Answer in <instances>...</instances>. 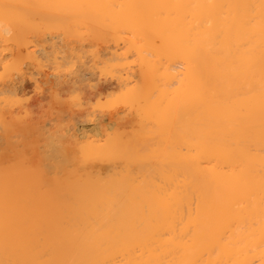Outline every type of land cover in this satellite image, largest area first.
Returning a JSON list of instances; mask_svg holds the SVG:
<instances>
[{"label": "bare ground", "instance_id": "bare-ground-1", "mask_svg": "<svg viewBox=\"0 0 264 264\" xmlns=\"http://www.w3.org/2000/svg\"><path fill=\"white\" fill-rule=\"evenodd\" d=\"M38 17L69 34L68 26L87 22L113 29L116 42L129 36L126 50L111 56L124 61L113 62L122 70L135 56L140 79L115 68V81L107 79L112 58L101 61L109 66L104 75L83 63L39 79V60L61 68L77 45L68 35L49 36L41 60ZM0 68V139L34 88L84 99L82 113L57 102L69 117L60 115L63 127L50 125L60 131L71 123L64 135L48 129L42 182L16 171L18 164L19 175L0 176V264H264V0H0ZM117 90L128 96L119 101L124 117L119 103L108 113L90 108ZM47 108L43 125L53 114L49 107L45 122ZM79 122L94 128L78 129ZM125 123L140 148L112 135Z\"/></svg>", "mask_w": 264, "mask_h": 264}, {"label": "rangeland", "instance_id": "rangeland-1", "mask_svg": "<svg viewBox=\"0 0 264 264\" xmlns=\"http://www.w3.org/2000/svg\"><path fill=\"white\" fill-rule=\"evenodd\" d=\"M40 5H38V7H39ZM39 10H41V6H40V9L38 8V12H39ZM45 19H41V18H39L38 17V43L39 44H41V45H39L38 44V57L39 56H41L40 58H41V60L43 59V60H46L45 58L46 57H43L42 56V54L44 53L43 51H41V48H42V50H43V47L45 48V46H46V48H47V45H48V42L46 41V40H50V39H52V38H50L49 36H51V37H53L54 39H56V37H57V40L59 39H61V36L63 35V37L62 38H64V35L66 36V35H68V38H69V40H71V41H73V43H75L76 45H77V54L75 53V52H73V54L75 53V55H73L72 56V53H71V55L70 56H72L73 58H75V59H73L72 57H71V59L70 60H66L67 62H65L64 64H62L63 66L65 65V67L63 68V66L61 67V68H63L62 69V71L61 70H58V69H61V68H58L57 66H56V64L54 63L53 64V62H52V60H51V62H50V64H49V62L47 61H43L44 62V65L43 66H46V67H43L42 66V64L43 63H41L40 62V58L38 59L39 60V63H40V67L38 66V74H39V76L38 77H40L39 79H41L42 80V78H44V76L41 78V76H42V74H44V73H54V72H62L63 74L65 73L64 71L66 70V73L65 74H68V73H70L71 71H73V70H75V69H77V68H81L82 66H80V65H83V63H86V65L88 64L89 65V67H95L96 68V66L98 67V64H99V66H100V64L102 63V64H104L103 62L105 61V62H108V60L109 59H111L112 58V54H111V52L112 53H114V52H117V53H120V52H118V51H123L122 49H121V47L123 48V49H125V47L127 48V46H128V44L126 45V43H127V41L129 40V36L127 35L128 33H126V32H124V31H121L120 32V36H122V34H123V37L125 38L126 37V35L128 36V38L126 37L125 39H127L126 41H124V40H122V39H120L121 41H118V42H116V40H114V34H111L110 32H112V33H114L113 32V29H111L110 27V30L109 29H105L104 28V30L107 32V33H105V31L103 32V30L101 31L100 30V27H104L103 25L102 26H97V25H95V24H92V23H88L89 25H90V27H88V25H87V22H86V24L84 25V26H82V27H79V25L80 24H77L76 26L78 27H73L72 26V28L70 27V26H68L69 28H70V34L68 33V32H66L67 31V26L66 25H60V24H58V26H59V28H58V26H56L57 25V23H55V22H53V23H55V25L51 22V21H49V20H47V21H44ZM49 21V22H48ZM45 22V23H44ZM51 22V23H50ZM40 23H41V26H40ZM46 24V25H45ZM52 24V25H51ZM50 25V26H49ZM95 25V26H94ZM45 26V27H44ZM46 26L48 27V28H50V29H48V28H46ZM55 26V28H53ZM85 26H86V28H89L88 29V31H87V29H85ZM98 28H97V27ZM41 27V28H40ZM95 27L98 29L96 32H94L93 33V31H95L96 29H95ZM106 27V26H105ZM45 28V29H44ZM53 28V29H52ZM69 28H68V30H69ZM74 28L76 29V30H74ZM108 28V27H107ZM49 31H48V30ZM56 29H58V30H56ZM81 29L83 30V31H81ZM90 29H91V31H90ZM103 29V28H102ZM50 30H51V32H50ZM65 30V31H64ZM81 31L80 33H81V35H79L80 33L78 32V31ZM74 31V32H73ZM78 33H77V32ZM85 31L87 32V33H85ZM98 31L100 32V33H98ZM110 31V32H109ZM42 34H41V33ZM63 32V33H62ZM65 32L66 33H68V34H65ZM72 32V33H71ZM83 32V33H82ZM40 33V34H39ZM56 33V34H55ZM60 33V34H59ZM84 33H85V35H84ZM88 33H90V35L88 36L87 34ZM101 33H103L102 34V37L101 38H98L97 40H94V39H96L97 37H99V35H101ZM51 34V35H50ZM59 34V35H58ZM62 34V35H61ZM92 34H94V36L96 37V38H94V36L92 35ZM106 34H107V36H106ZM126 34V35H125ZM71 35V36H70ZM86 36V39H85V37L84 36ZM104 35V36H103ZM113 35V36H112ZM72 36H74V38H72L71 39V37ZM80 36V37H79ZM106 36V38H104V40H103V37H105ZM112 36V38H110ZM45 37V38H44ZM67 37V36H66ZM79 37V38H78ZM82 37H84V38H82ZM88 37H90V40H89V38ZM91 37H93V43H92V38ZM76 38V39H75ZM46 39V40H45ZM78 39V40H77ZM102 39V40H101ZM109 39V40H108ZM76 40H77V42L80 40V43H79V45L81 44L82 46H84V47H82V48H84V49H82L83 51H86L87 49V51H86V53L85 52H83L82 50H81V47L80 46H78V43H76ZM83 40V41H82ZM43 41V42H42ZM87 41V42H86ZM92 43H90V42ZM96 41L98 42V44H96L95 45V43H96ZM105 41V42H104ZM42 42V43H41ZM47 42V43H46ZM100 42V43H99ZM102 42V43H101ZM113 42H116V43H113ZM120 42V43H119ZM122 42H124L123 44H122ZM126 42V43H125ZM44 43V44H43ZM119 44V46H118V44ZM91 44V45H90ZM109 44V45H108ZM117 44V45H116ZM121 44V45H120ZM44 45V46H43ZM98 45V46H97ZM118 47V49H117V47ZM92 46V47H91ZM101 47H103V49L101 48ZM106 47H107V49H106ZM113 47V48H112ZM120 47V48H119ZM40 48V49H39ZM80 48V49H79ZM110 48V49H109ZM95 49H97V50H95V51H97V52H95L94 50ZM102 49V50H101ZM120 49V50H119ZM46 50H48V48L46 49ZM75 50V49H74ZM73 50V51H74ZM79 50H80V54H81V58H79V57H77V56H80L79 55ZM100 50V51H99ZM126 50V49H125ZM76 51V50H75ZM81 51L83 52V53H81ZM106 51H107V53H106ZM98 52H100L99 53V55H98V59H97V54H98ZM84 53L87 55H84ZM97 53V54H96ZM106 53V54H105ZM94 54V55H93ZM44 55V54H43ZM96 55V56H95ZM110 55V56H109ZM112 55V56H111ZM69 56V57H70ZM93 56H95L96 58H94ZM100 56H101V58H100ZM132 56V55H131ZM131 56H129V58H128V61L127 60H125V63H127L128 64V67H127V64H126V68L127 69H125L124 70V68H123V70H124V72H126V70H127V73H129V72H133V71H135L134 72V75H136L135 76V78L138 80V79H140V76H137V68L138 67H136V66H138V62L136 61L137 59H135V56H134V58H133V56L131 57ZM68 57V58H69ZM89 57V58H88ZM118 56L116 55V59L115 58H112L110 61L112 62V64L113 65H115V66H113V65H111V62H108V65H111V68L109 69V73H107L106 71H108V68H109V66L107 65L106 66V64H104V65H102V66H104V70L102 71L101 70V72H100V69H99V67H98V69H95L94 68V70L96 71V74L98 73V74H100V75H104V73L106 72V75L107 74H109V75H107L106 76V78L107 79H109V80H111V77H112V75H114V74H112V75H110V73H111V71H114L113 73H115V71L116 70H118L116 73L119 75L120 73H118V72H120V71H122V73H123V70H122V68H119V69H117L116 68V66L118 65V63L119 62H123L124 63V61H120V59H118L117 58ZM134 59L136 62H135V65H133L134 63H132L131 61H132V59ZM77 58V59H76ZM86 58V59H85ZM88 58V59H87ZM90 58H92V61H91V59ZM72 59L75 61L74 63H73V61H72ZM82 60V61H80V60ZM89 59H90V61H89ZM115 61H114V60ZM129 59H130V61H129ZM48 60H50V59H48ZM79 60V61H78ZM95 60V61H94ZM96 60H98V63H97V61ZM107 60V61H106ZM117 60H119V61H117ZM134 60H133V62H134ZM69 61H71V62H69ZM77 61V62H76ZM93 61L94 62H96L97 63V65L96 66H94V63H93ZM101 61H103V62H101ZM127 61V62H126ZM173 61H175V60H173ZM173 61L171 60V61H169V63H171V65H173L174 63H173ZM79 62V63H78ZM92 62V63H91ZM116 63L117 62V65L116 64H114V63ZM73 63V65H75L74 67H73V65H72V68H69V66L71 65ZM77 63H78V65H77ZM110 63V64H109ZM168 63V62H167ZM168 63V64H169ZM67 64H70V65H67ZM93 64V65H92ZM175 64H177V61H175ZM85 65V66H86ZM50 66V67H49ZM57 67V70H56V68H54V67ZM67 66H68V69H67ZM79 66V67H78ZM43 67V68H42ZM60 67V66H59ZM71 67V66H70ZM87 67V66H86ZM101 67V66H100ZM112 67H113V69H112ZM125 67V66H124ZM135 67V68H134ZM114 68L116 69V70H114ZM130 68H133V70L132 69H130ZM2 68H0V72L2 71L1 70ZM34 69V68H33ZM32 68L31 69H29V70H33ZM52 69V70H51ZM72 69V70H71ZM130 69V70H129ZM46 70V71H45ZM64 70V71H63ZM67 70H68V73H67ZM120 70V71H119ZM102 72H104V73H102ZM115 73V74H116ZM41 74V75H40ZM98 74H97V76H98ZM118 75H114L115 76V78H112L113 79V81H115V79H116V77L118 76ZM139 75V74H138ZM96 76V75H95ZM113 76V77H114ZM104 78V77H103ZM95 79H97V77L95 78ZM135 79V80H136ZM42 84H40V86H41ZM44 88L45 89H47V85H46V87H45V85L43 84V86L41 87V91L43 92H46V93H44V95H43V93L41 92V94L40 93H38V89L36 90L35 88L34 89H32V91L30 92V94L28 93L27 95L28 96H26V101H24V98H25V96H23L21 99H23L22 100V102H21V104H25V106L30 110V112H29V110L25 107V109L27 110V112L26 113H24V111H26V110H22V111H20L17 115L18 116H20V118L17 120V121H15L14 122V126L12 125V130H10L9 132H7L5 135H7L6 137L4 136V138H2V139H0V144H2V146H1V148H0V167L2 166H4V168H0V176L2 177V176H4V175H6L7 173L8 174H10V173H16V174H18V172H15V170L16 169H14L13 167H15V165L14 164H18V166H19V168H17V167H15V168H17V170L16 171H19V170H22V171H25V172H28V173H30V177L31 178H36V177H38V182H42V179L44 178L43 177V174H42V171H43V168L42 169H40L41 168V164L40 163H43L44 162V164H45V161H44V156H45V153H48V152H46V150L48 151H50V147H49V144H48V137H50V136H52L53 134H57V135H60L61 133L64 135V133L65 134H67L66 132H64V131H66L67 129H65V127L67 126V128H68V126L70 127V121L68 122H64L65 124H66V126H64V129H62V130H60V131H62V132H60V131H57V129H54V128H52V124H55V122L58 124L59 122V124L58 125H60L61 127H63L62 126V124H61V120L59 119L60 118V115L61 116H63L64 115V112H62L60 115H59V113H58V110H57V107H59V105L61 104H58L59 102H60V100H61V98L62 99H64L63 101H64V103L65 104H62V105H64L65 107H62V108H66V109H68L70 106H72V107H70V108H73V109H76V112H79V113H82L81 112V109H83V108H80V106H78V104L81 102L82 103V101L84 100V99H82L81 97H80V95L81 94H78L77 92L76 93H62L61 94V98L59 99V97H56V98H54L53 96H52V94L49 92H47L46 90H44ZM43 89V90H42ZM36 90V91H35ZM36 93H37V95H36ZM124 93V92H123ZM49 94H50V96H52V97H50L49 96ZM70 94V95H69ZM79 95V98H78V96H76V95ZM122 92L120 91H116V93H115V95L114 94H112V93H110V96H111V98H106V97H103L101 100H99L100 102H96V99H94L93 101H94V103H92L91 105H90V108H92V107H95L96 108V110H98V109H102V110H105L104 112H106V113H108V110H109V108H111L113 105H115V104H117V105H119L120 106V108H119V106H117V108L116 109H118L119 108V111L121 110V112L124 110L123 108H124V106H123V103H125V101L124 100H126V99H124L125 97H128L126 94H124V95H126L125 97H123L124 95L122 94ZM33 95V96H32ZM36 95V96H35ZM74 95H75V97H74ZM32 96V97H31ZM69 97V99H68V97ZM72 96H73V98H72ZM110 96H107V97H110ZM113 96V97H112ZM116 97V99H115V97ZM30 97V98H29ZM49 97H50V101H51V104H49L48 105V103H47V101H49ZM10 98V97H9ZM44 98H46L45 100H44ZM52 98V99H51ZM57 98L59 99V101L57 100ZM70 98L71 99H73V100H70ZM81 98V99H80ZM113 98H114V102H112L113 101ZM40 101H44V102H41V104H42V106L44 107V108H42V106H41V104H40V106H41V108H39L38 107V104L40 103V102H38L39 100ZM56 101H55V100ZM75 99H76V102H75ZM37 102H36V101ZM81 100V101H80ZM28 101V102H27ZM98 101V100H97ZM123 102L122 103V105H121V103L120 102ZM45 102H46V104H45ZM58 102V103H57ZM62 102V101H61ZM112 102V103H111ZM58 105H57V104ZM63 103V102H62ZM67 103V104H66ZM75 103L77 104L76 106H75ZM80 103V104H81ZM119 103V104H118ZM56 104V105H55ZM70 104V105H69ZM95 104H97L99 107H101V108H98L97 107V105L95 106ZM125 104H127V103H125ZM46 105V106H45ZM73 105H74V107H73ZM61 106V105H60ZM69 106V107H68ZM92 106V107H91ZM104 106V107H103ZM30 107V108H29ZM46 107H51L50 109H53L51 112L53 113L52 115H54V117L55 118H57L58 116V118L57 119H55L54 117H53V119L51 120L50 119V117L52 118V115H50V114H48V112H49V109L47 108V113H46V116H45V118L47 117V116H49L48 118H49V122H46V121H48V118H46L45 119V122L46 123H44V125H46L45 127L47 128V126H48V128H47V130L50 128L51 129V131H52V129H54V130H56V133H54V131H53V134H50V133H52V132H50V130H48V132H46L47 130H45V131H42V129L43 128H45V127H43L44 125L42 124V120H44V119H42L43 117H41V119H40V115L44 112V109L46 110ZM116 106H113L112 108H115ZM60 108L61 107H59V110H60ZM80 108V109H79ZM94 108V109H95ZM112 108H111V110H112ZM43 111H42V110ZM39 111L38 113H36L37 111ZM65 110V109H64ZM101 110V111H102ZM111 110H109V111H111ZM134 110H135V108H134ZM56 111V112H55ZM63 111V110H62ZM23 112V113H22ZM92 112V110L90 111V113ZM127 112V111H126ZM126 112H125V110H124V112H122V113H120L119 112V117H124V115L126 114ZM55 113H58V114H55ZM135 113V112H134ZM22 114H24V115H22ZM136 114V113H135ZM135 114L133 115V113H132V116L131 117H133V116H135ZM43 115H45V113H43ZM55 115H57V117L55 116ZM69 114L68 113H65V117L66 118H62L61 117V119H63L62 121H66V119H68V116ZM122 115V116H121ZM24 118H23V117ZM130 116V115H129ZM27 119H29L28 121H27ZM55 120H60V121H55ZM23 121V122H22ZM25 121H26V123H25ZM31 121V122H30ZM34 121V122H33ZM124 121H129V119L127 120H124ZM33 122V123H32ZM37 122H38V124H37ZM44 122V121H43ZM29 123V124H28ZM34 123H36V124H34ZM63 123V122H62ZM68 123H69V125H68ZM111 123V122H110ZM109 123V118H105L104 119V124L105 125H107V126H111L112 124H110ZM31 124H33V125H31ZM42 124V125H41ZM52 126H51V125ZM56 124V125H57ZM129 123L127 122V125H128ZM29 125V126H28ZM35 125H36V127H37V125H39V128H40V130H41V132L42 133H44V134H40L39 132H40V130L38 131V128H36L35 127ZM40 125H41V127H43L42 129H41V127H40ZM57 125V126H58ZM55 126V125H54ZM53 126V127H54ZM56 126V127H57ZM59 126V128H61ZM78 129L79 128H83V129H85V130H89V129H92V128H94V124H92V123H89V122H79L78 123ZM55 127V128H56ZM30 128V130H28ZM36 128V129H35ZM45 128V129H46ZM58 128V127H57ZM34 129L36 130V131H38V132H36V131H34ZM70 129V128H69ZM44 130V129H43ZM59 130V129H58ZM74 130L76 131V129H75V127H74ZM29 131H32V133L31 132H29ZM35 133H37V134H35L36 136L39 134L40 135V137H39V139L37 140V138H38V136H37V138H36V136L34 135V132ZM117 131V130H116ZM112 132V135L113 136H123L124 138H125V140L127 141V143L128 144H130L128 147L130 148V150H132V149H135V148H140L141 146L140 145H132L133 143H137V138H135V136H136V134L137 133H135V132H133V133H130V134H125V132H127L128 130H127V127H126V123H125V125L122 127V128H120L117 132ZM14 132H15V134H14ZM64 132V133H63ZM12 133V134H11ZM27 133L29 134L28 136H27ZM46 133H48V134H46ZM111 133V132H110ZM33 134V135H32ZM31 135V136H30ZM111 135V136H112ZM13 136V137H12ZM27 136V139H24L25 137ZM33 136H34V138H36L35 140H34V138H33ZM41 136H43V137H41ZM45 136V137H44ZM110 136V138H109V140L113 137H111ZM30 139H29V138ZM122 137V138H123ZM7 138V139H6ZM43 138H45V139H43ZM42 139V140H41ZM13 141V142H11V141ZM37 140V141H36ZM46 141V143H45V141ZM25 141V142H24ZM108 141V140H107ZM10 142V143H9ZM8 143V149H7V147H6V149H5V144H7ZM151 143V142H150ZM20 144V145H19ZM5 145V146H4ZM11 145V146H10ZM37 145V146H36ZM47 146V147H46ZM10 147V148H9ZM15 147V148H14ZM35 147H37V148H35ZM37 149V150H36ZM35 151H37V154L35 153ZM40 151H41V153L43 152V154H44V156H43V154H41L40 153ZM76 154H71L70 153V157L71 158H73L74 160H75V163L77 162L76 161V159H77V156H79V153L78 152H75ZM38 155V156H37ZM77 155V156H76ZM32 159V161H30ZM73 160V161H74ZM113 160H118L117 162L119 163V164H121L123 161L122 160H120V159H105V160H102V162L103 163H105V164H108V163H110V164H114L115 162L113 161ZM72 161V162H73ZM24 162H26V164L24 163ZM32 162H34V164L32 163ZM112 162V163H111ZM116 162V163H117ZM121 162V163H120ZM27 163H29V164H27ZM74 163V162H73ZM115 163V164H116ZM117 163V164H118ZM12 164V165H11ZM31 164V165H30ZM5 165H6V167H5ZM24 165V166H23ZM32 165H34V167L32 166ZM34 168H35V170H34ZM2 169V170H1ZM34 170V171H33ZM36 170H37V172L38 173H36ZM42 170V171H41ZM45 170V169H44ZM20 173V172H19ZM7 174V175H8ZM37 176H36V175ZM19 175V174H18ZM43 178H42V177ZM41 179V180H40Z\"/></svg>", "mask_w": 264, "mask_h": 264}]
</instances>
